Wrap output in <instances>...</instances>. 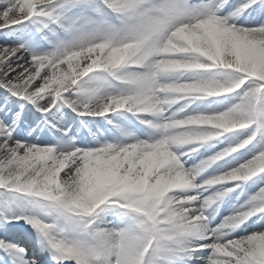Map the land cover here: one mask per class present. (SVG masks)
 I'll list each match as a JSON object with an SVG mask.
<instances>
[{"label": "snow or ice", "instance_id": "snow-or-ice-1", "mask_svg": "<svg viewBox=\"0 0 264 264\" xmlns=\"http://www.w3.org/2000/svg\"><path fill=\"white\" fill-rule=\"evenodd\" d=\"M0 264H264V0H0Z\"/></svg>", "mask_w": 264, "mask_h": 264}]
</instances>
